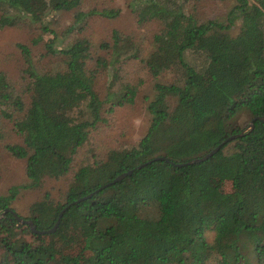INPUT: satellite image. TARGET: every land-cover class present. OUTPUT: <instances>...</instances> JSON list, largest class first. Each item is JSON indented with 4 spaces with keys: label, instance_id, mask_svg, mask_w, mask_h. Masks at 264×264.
<instances>
[{
    "label": "trees",
    "instance_id": "16d2710c",
    "mask_svg": "<svg viewBox=\"0 0 264 264\" xmlns=\"http://www.w3.org/2000/svg\"><path fill=\"white\" fill-rule=\"evenodd\" d=\"M201 1L129 0L139 25L161 27L142 57L117 30L98 45L75 36L63 46L83 34L89 19L117 18V7L84 11L82 0H0V30L38 28L32 45L42 43L41 58L61 63L58 70H39L31 48L18 44L26 80L19 84L0 72V122L11 121L21 138L5 150L25 160L28 179L0 196V264H264V122L255 120L264 119V0H235L224 21L201 20ZM49 12H71L72 21L54 30ZM189 54L201 62H189ZM130 61L155 80L180 74L175 83L155 81L146 134L136 146L80 167L60 201L45 195L26 217L17 214L10 205L20 190L69 172L90 130L104 122L105 104L111 113L134 103L137 85L121 80ZM102 72L110 76L104 101L95 89ZM242 112L254 120L252 130L205 162L176 166L242 133L249 125L235 122ZM127 171L132 174L121 182L74 203ZM67 206L50 235L34 234L15 219L46 231Z\"/></svg>",
    "mask_w": 264,
    "mask_h": 264
},
{
    "label": "rangeland",
    "instance_id": "374dc122",
    "mask_svg": "<svg viewBox=\"0 0 264 264\" xmlns=\"http://www.w3.org/2000/svg\"><path fill=\"white\" fill-rule=\"evenodd\" d=\"M129 0H82L81 10L92 8L102 9L117 7L120 14L115 19H105L93 17L88 20L83 34L75 36H85L93 44L110 41L111 33L117 30L123 35L130 36L135 44L140 48L142 57L152 50L153 36L160 30V24L150 21L139 25L137 18L127 4ZM235 5V0H203L197 4V14L201 20L224 21L229 10ZM51 28L57 31L65 29L72 21L71 12H49L46 16ZM239 22L232 30L235 35L239 30ZM41 36V31L34 26L22 25L19 27H6L0 30V72L16 83L23 84L26 75L23 73L26 68L22 52L18 44L27 45L32 50V58L35 66L42 71L58 70L61 63L58 59L45 57L42 43L33 46L32 42ZM46 39V37H45ZM44 42V41H43ZM201 58L196 54H189L188 61L199 64ZM180 74L176 71H169L162 74L155 80L139 61H130L123 66L121 80L138 87L137 95L132 105L115 108L113 112H108L109 105L105 104L102 109L104 122L96 125L89 132L87 142L78 149L73 158L69 172L58 178H44L37 188L22 189L11 202L12 208L20 216L28 215V208L31 204L41 200L45 195L55 202L60 201L62 195L67 191L72 183L75 172L82 166L90 165L95 160L104 158L109 150H118L136 146L140 139L146 134L151 116L147 110L149 102L154 98V83L158 81L162 84L175 83ZM110 76L102 72L98 75L95 89L101 100H105L109 88ZM248 115L240 113L235 122L244 127L249 124ZM0 196H8L11 187H20L28 184L25 173V160L13 158L6 150L7 144H20L21 138L15 133L11 121L0 122ZM213 234H207V241H212ZM213 264V263H212Z\"/></svg>",
    "mask_w": 264,
    "mask_h": 264
},
{
    "label": "water",
    "instance_id": "95a60500",
    "mask_svg": "<svg viewBox=\"0 0 264 264\" xmlns=\"http://www.w3.org/2000/svg\"><path fill=\"white\" fill-rule=\"evenodd\" d=\"M261 120L264 122V119L263 118H256L255 120ZM254 127V120L250 121L248 127L240 134H237V135H233V136H230L229 138H227L224 142H222L220 145H218L217 147H215L214 149H212L210 152H208L207 154H205L204 156L200 157V158H196V159H193L191 161H188L186 163H183V164H177L176 166L177 167H181V166H189V165H195V164H199V163H202V162H205L207 161L208 159H210L212 156H214L221 148V146H223L225 143L229 142V141H232L238 137H241L243 136L246 132L252 130ZM157 160H162V158L158 157V158H155L151 161H149L148 163H152L154 161H157ZM141 167V166H140ZM138 167V168H140ZM132 174V171H127L125 173H122L120 174L119 176H117L114 180H112L110 183H107V184H104L102 185L100 188H98L96 191H94L93 193L75 201L74 203H79L85 199H88L90 198L94 193L98 192V191H101L102 189H105L111 185H114L116 183H119L121 182L125 177L127 176H130ZM70 206H67L63 211L60 212L59 216H58V219L56 221V223L54 224V226L49 229V230H46V231H37L33 225V223L31 221H25V220H22L21 218H19L18 216H15V219L17 220L18 222V225H27L29 226L30 228V231L34 234H39V235H50V234H53L58 226H59V223H60V219L63 215V213L69 208ZM6 211H9V210H6Z\"/></svg>",
    "mask_w": 264,
    "mask_h": 264
}]
</instances>
